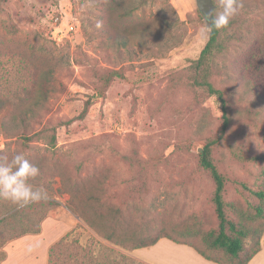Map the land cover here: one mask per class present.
<instances>
[{"label":"rangeland","instance_id":"1","mask_svg":"<svg viewBox=\"0 0 264 264\" xmlns=\"http://www.w3.org/2000/svg\"><path fill=\"white\" fill-rule=\"evenodd\" d=\"M242 4L206 73L196 66L210 39L197 0H1L0 121H32L19 107L50 82L54 90L25 137L7 138L0 126V152H24L43 171L31 183L57 205L46 203L42 234L1 248L0 264H46L48 245L69 229L64 214L79 229L57 264H148L146 248L114 244L70 208L85 203L94 214V199L113 207L110 217L120 209L141 244L166 235L225 263L246 260L264 230V0ZM205 77L224 108L200 86ZM214 140L226 217L249 233L236 262L209 242L219 233L216 187L200 153Z\"/></svg>","mask_w":264,"mask_h":264},{"label":"trees","instance_id":"2","mask_svg":"<svg viewBox=\"0 0 264 264\" xmlns=\"http://www.w3.org/2000/svg\"><path fill=\"white\" fill-rule=\"evenodd\" d=\"M1 4V0H0ZM208 27L211 24V20L206 18ZM221 30H212L210 31V39L206 47L202 51V54L198 61L196 62L197 69L206 71L208 73V64L211 58L214 56L216 50L220 47L219 37ZM51 72L47 73V78L50 82ZM52 82L49 83L50 86H46L43 92H38L34 94V99L29 103L25 108L23 106L19 107V113H26L33 115L32 121L17 119V117H12L11 119L1 120L0 126L7 138H23L25 134L31 128L32 122H38L42 116V111L46 110V102L51 99V92L54 90ZM200 86L205 87L208 93L212 96H216L223 105V108L226 104L224 99V94L216 90L213 85L207 80V77L200 82ZM40 98V99H39ZM7 111V108L4 104H0V112ZM226 112V109L224 110ZM86 113V110H85ZM226 114V113H225ZM73 121V120H72ZM69 121L68 123H71ZM228 127V120L225 121L224 129ZM44 129L39 132V134L44 133ZM47 142L45 144L48 147L55 148L57 146L56 135H52L46 138ZM218 142V140L211 141L208 143L200 153V165L203 169L210 172L214 182H215V194L214 202L216 205V213L219 219V233L215 236L212 235L209 242L212 248L216 250H222L230 258L232 262L239 261L244 253V239L249 237V233L245 229H238L237 225L233 222H230L225 214V200H224V190H225V179L222 174L219 172L215 166L212 159V147ZM13 154L10 153V150L7 152H0V160L7 157L11 158ZM41 171L40 174H42ZM40 179V177H38ZM262 196V195H261ZM46 203L57 205V203L52 201H40L38 203H32L25 207H20L11 201L0 200V250L1 248L14 239L22 237L27 234H39L41 232V224L46 219L49 207H46ZM87 203H90L97 210L94 214H90L86 208L85 203L72 202L70 204L71 210L78 215L80 218L85 220L91 228L96 230L101 236L107 240L113 242L114 244L128 248V249H139V248H148L156 245L161 239L167 238L173 240L169 236H160L150 243H140L135 235L127 229L125 226L124 219L122 218V212L120 209H115L110 217L107 210H113V207L110 205V208L106 209V203H103L99 199L90 200ZM79 227H76L66 236H64L60 241L55 243L50 248L49 255V264H57L58 258L56 257V251L63 245L65 241L70 239L78 231ZM230 231V232H229ZM264 234V230L261 232L257 248L248 254L246 260L241 264H249L252 258L260 251L261 248V238ZM174 242L181 244L175 240ZM78 242V241H77ZM79 243V242H78ZM193 247V246H191ZM199 254L205 257L207 260L216 262L218 264H229L222 262L220 260L211 258L205 255L196 247H193ZM0 262L5 260L6 255L4 252H0ZM87 264H91L90 260H86Z\"/></svg>","mask_w":264,"mask_h":264},{"label":"clouds","instance_id":"3","mask_svg":"<svg viewBox=\"0 0 264 264\" xmlns=\"http://www.w3.org/2000/svg\"><path fill=\"white\" fill-rule=\"evenodd\" d=\"M220 5V11L214 9L206 14L211 20L206 29L209 32L227 28L243 7L242 0H220ZM39 175V167L24 152H14L10 159L0 160V200L11 201L20 207L47 200V190L31 183Z\"/></svg>","mask_w":264,"mask_h":264},{"label":"crops","instance_id":"4","mask_svg":"<svg viewBox=\"0 0 264 264\" xmlns=\"http://www.w3.org/2000/svg\"><path fill=\"white\" fill-rule=\"evenodd\" d=\"M63 226H69L68 230H65L61 238L68 234L76 228L78 221L77 218H72L69 214H64L61 217ZM48 219H45L41 224V232L44 230V225L46 226ZM40 232V233H41ZM42 234V233H41ZM30 237L29 235H24V237ZM59 239V240H60ZM58 240V241H59ZM57 242V241H56ZM54 242V244L56 243ZM50 244L46 250V264H49L50 248L54 245ZM140 260L148 264H218L212 262L203 257L197 250L189 245L177 244L169 239H161L156 245L146 248L145 250H140ZM249 264H264V234L261 238V248L260 251L252 258Z\"/></svg>","mask_w":264,"mask_h":264},{"label":"water","instance_id":"5","mask_svg":"<svg viewBox=\"0 0 264 264\" xmlns=\"http://www.w3.org/2000/svg\"><path fill=\"white\" fill-rule=\"evenodd\" d=\"M199 11L207 18L206 14L214 10L213 0H197Z\"/></svg>","mask_w":264,"mask_h":264}]
</instances>
